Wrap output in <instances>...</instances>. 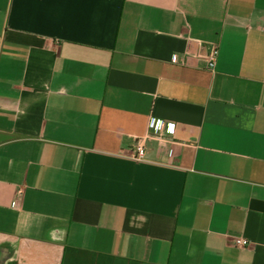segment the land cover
<instances>
[{"label": "crops", "instance_id": "crops-1", "mask_svg": "<svg viewBox=\"0 0 264 264\" xmlns=\"http://www.w3.org/2000/svg\"><path fill=\"white\" fill-rule=\"evenodd\" d=\"M0 264H264V0H0Z\"/></svg>", "mask_w": 264, "mask_h": 264}, {"label": "built area", "instance_id": "built-area-1", "mask_svg": "<svg viewBox=\"0 0 264 264\" xmlns=\"http://www.w3.org/2000/svg\"><path fill=\"white\" fill-rule=\"evenodd\" d=\"M218 56H219V48L216 44H212L210 46L208 57H207V67L210 70L215 69L216 64H217V60H218ZM173 62L176 64H182L184 62V60L180 56L175 55V56H173ZM168 125L169 124H164L161 120L151 119L150 131L157 133L158 131L162 130L163 132H166ZM148 138H151V136H149ZM145 151H146L145 145L144 144H138L137 147L135 148L134 152H133L132 157L135 160H143L144 155H145ZM173 153H174V151L170 150V156H173ZM235 244L237 246L245 247V246L249 245V242L242 237H236Z\"/></svg>", "mask_w": 264, "mask_h": 264}]
</instances>
